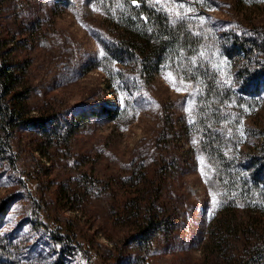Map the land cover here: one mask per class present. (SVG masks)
I'll list each match as a JSON object with an SVG mask.
<instances>
[{
  "label": "rangeland",
  "instance_id": "rangeland-1",
  "mask_svg": "<svg viewBox=\"0 0 264 264\" xmlns=\"http://www.w3.org/2000/svg\"><path fill=\"white\" fill-rule=\"evenodd\" d=\"M152 1L171 20L196 19L223 35L226 44L218 46L215 61L230 80L236 58L223 48L231 49L233 30H264V0ZM103 3L6 0L0 6V40L6 60L24 72L17 92L29 114L94 116L67 143L49 146L51 141L29 128L13 130L6 150L0 142V264H54L62 249L56 238L65 237L75 252H64L60 264L203 261L217 199L196 147L195 88L165 64L145 82L128 61H102L105 43L137 25L127 21L123 6L115 2L105 10ZM257 100L248 111L250 125L251 117L264 115V91ZM103 106L118 111L105 117L96 111ZM143 174L156 190L155 211L161 218L164 211L169 215L174 232L141 244L122 206L129 193L143 194ZM82 181L90 183L89 190Z\"/></svg>",
  "mask_w": 264,
  "mask_h": 264
},
{
  "label": "trees",
  "instance_id": "trees-1",
  "mask_svg": "<svg viewBox=\"0 0 264 264\" xmlns=\"http://www.w3.org/2000/svg\"><path fill=\"white\" fill-rule=\"evenodd\" d=\"M6 0H0V6ZM115 2L126 9L127 21L135 19L130 32L105 43L102 58L109 63H126L139 78L149 82L156 68L165 64L175 77L195 88L193 130L196 147L210 174L209 188L216 194L217 206L207 225L208 239L203 246L201 264H264V115L248 124L249 109L258 105L264 91V30L240 25L231 34V49L224 55L235 57L234 77H224L215 61L223 35L215 34L207 23L192 18L172 19L152 0H104L105 10ZM108 5H105V4ZM0 40V142L9 148L13 130L29 128L44 140L69 142L73 133L94 118L93 113L76 112L73 117H36L29 114L17 92L23 70L5 58ZM166 66V67H167ZM108 67V68H107ZM104 69L112 74V68ZM230 74V73H229ZM223 77H222V76ZM105 117L118 109L100 107ZM56 144V145H58ZM164 166H162L163 173ZM144 177L147 174H143ZM148 180V177H146ZM85 181V180H84ZM80 182L90 189V183ZM146 181L142 195L129 193L122 210L127 225L134 228L138 243L161 234L167 238L174 225L164 211H155L156 190ZM148 184V185H147ZM77 196V195H74ZM155 198V199H154ZM56 238V237H55ZM61 253H74L69 237L58 239ZM65 252V253H64Z\"/></svg>",
  "mask_w": 264,
  "mask_h": 264
},
{
  "label": "snow or ice",
  "instance_id": "snow-or-ice-1",
  "mask_svg": "<svg viewBox=\"0 0 264 264\" xmlns=\"http://www.w3.org/2000/svg\"><path fill=\"white\" fill-rule=\"evenodd\" d=\"M134 2H135V0H134Z\"/></svg>",
  "mask_w": 264,
  "mask_h": 264
}]
</instances>
